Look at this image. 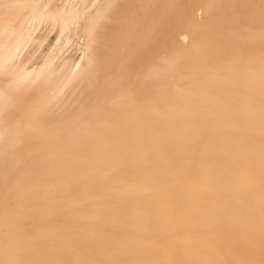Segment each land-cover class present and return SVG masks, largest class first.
I'll return each instance as SVG.
<instances>
[{
    "label": "bare ground",
    "instance_id": "bare-ground-1",
    "mask_svg": "<svg viewBox=\"0 0 264 264\" xmlns=\"http://www.w3.org/2000/svg\"><path fill=\"white\" fill-rule=\"evenodd\" d=\"M0 264H264V0H0Z\"/></svg>",
    "mask_w": 264,
    "mask_h": 264
}]
</instances>
